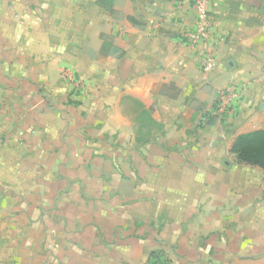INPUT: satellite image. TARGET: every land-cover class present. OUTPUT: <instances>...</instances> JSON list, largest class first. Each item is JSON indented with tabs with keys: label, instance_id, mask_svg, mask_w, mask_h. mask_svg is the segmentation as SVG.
Instances as JSON below:
<instances>
[{
	"label": "crops",
	"instance_id": "1",
	"mask_svg": "<svg viewBox=\"0 0 264 264\" xmlns=\"http://www.w3.org/2000/svg\"><path fill=\"white\" fill-rule=\"evenodd\" d=\"M208 7L0 0V264H264V0Z\"/></svg>",
	"mask_w": 264,
	"mask_h": 264
},
{
	"label": "built area",
	"instance_id": "2",
	"mask_svg": "<svg viewBox=\"0 0 264 264\" xmlns=\"http://www.w3.org/2000/svg\"><path fill=\"white\" fill-rule=\"evenodd\" d=\"M193 7L196 13L195 28L190 31L188 37L192 44H203L210 37L213 30V21L209 15L208 0H193ZM214 51H205L201 59V68L204 72L212 70L214 63ZM66 78H70L69 75L64 74ZM71 79V78H70ZM74 86H77L74 83ZM235 98V93L229 88H224L216 98L212 107V113L214 115H223L228 112L229 105L232 99Z\"/></svg>",
	"mask_w": 264,
	"mask_h": 264
},
{
	"label": "trees",
	"instance_id": "3",
	"mask_svg": "<svg viewBox=\"0 0 264 264\" xmlns=\"http://www.w3.org/2000/svg\"><path fill=\"white\" fill-rule=\"evenodd\" d=\"M232 151L237 154L240 161L257 165L264 170V130L238 135L234 140ZM146 264H170V260L164 251L154 250L150 253Z\"/></svg>",
	"mask_w": 264,
	"mask_h": 264
}]
</instances>
